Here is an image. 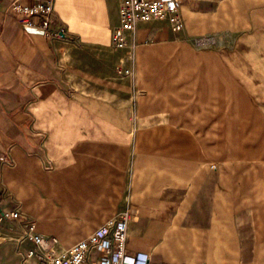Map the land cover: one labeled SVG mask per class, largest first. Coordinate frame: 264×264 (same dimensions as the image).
Wrapping results in <instances>:
<instances>
[{
	"label": "crops",
	"instance_id": "1",
	"mask_svg": "<svg viewBox=\"0 0 264 264\" xmlns=\"http://www.w3.org/2000/svg\"><path fill=\"white\" fill-rule=\"evenodd\" d=\"M13 1L0 0V214L19 218L0 222V264H37L29 224L66 249L124 208L127 252L153 264H264V174L218 162L210 139L233 119L234 77L264 88L263 63L233 62L237 41L264 40V0H179L183 29L139 23L131 61L111 43L119 0H54L51 36Z\"/></svg>",
	"mask_w": 264,
	"mask_h": 264
},
{
	"label": "built area",
	"instance_id": "2",
	"mask_svg": "<svg viewBox=\"0 0 264 264\" xmlns=\"http://www.w3.org/2000/svg\"><path fill=\"white\" fill-rule=\"evenodd\" d=\"M53 7L54 0H31L30 3L23 4L14 0L10 5L21 25H37L47 36L54 35L50 30ZM151 21H166L171 31H181L184 22L180 14L179 0H119L118 24L111 33L114 49L127 51L128 60L131 61L135 48L136 27L139 23ZM116 73L122 77H131L133 70L118 65ZM18 218L17 210L0 214V222ZM130 223V212L124 208L88 237L66 249L57 246L56 238L36 233L33 224H29L25 237L33 243V247L27 250L25 257L34 258L37 264H86L89 257L95 254L94 264H153L143 253L131 255L127 252Z\"/></svg>",
	"mask_w": 264,
	"mask_h": 264
},
{
	"label": "rangeland",
	"instance_id": "3",
	"mask_svg": "<svg viewBox=\"0 0 264 264\" xmlns=\"http://www.w3.org/2000/svg\"><path fill=\"white\" fill-rule=\"evenodd\" d=\"M236 43L233 49L234 65L256 67L258 63L264 64V40L251 39ZM249 75L252 84L243 88L239 86L238 77H234L238 85L234 86L233 91V119L227 121V129L225 121L218 120V134L210 139L216 143L218 162L243 161L252 171L251 175L256 176L264 174V88L256 87V72H250Z\"/></svg>",
	"mask_w": 264,
	"mask_h": 264
}]
</instances>
